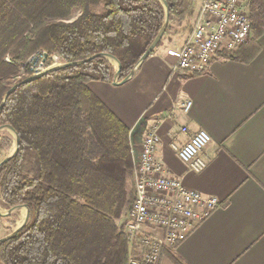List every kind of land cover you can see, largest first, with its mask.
Here are the masks:
<instances>
[{
    "label": "trees",
    "instance_id": "1",
    "mask_svg": "<svg viewBox=\"0 0 264 264\" xmlns=\"http://www.w3.org/2000/svg\"><path fill=\"white\" fill-rule=\"evenodd\" d=\"M166 1L170 19L182 15V0ZM248 13L256 39L232 55L244 62L260 50L264 0H250ZM165 17L160 0H0V105L31 76L25 62L39 50L63 62L111 54L126 77ZM116 69L97 56L24 83L7 98L0 125L13 126L20 143L0 169V200L8 209L27 205L30 219L0 243V264H126L128 243L116 220L135 200L130 128L88 86L112 82ZM13 146L0 136V152Z\"/></svg>",
    "mask_w": 264,
    "mask_h": 264
},
{
    "label": "crops",
    "instance_id": "2",
    "mask_svg": "<svg viewBox=\"0 0 264 264\" xmlns=\"http://www.w3.org/2000/svg\"><path fill=\"white\" fill-rule=\"evenodd\" d=\"M183 1L182 15L169 20L161 44L127 82L88 86L130 128L133 161L156 128L165 167L187 187L220 199L186 240L165 250L160 264H175L174 256L183 264H264V33L250 62L220 54L204 73L174 70L169 50L190 36L203 0ZM200 129L212 137L205 150L211 161L195 172L172 143L183 144Z\"/></svg>",
    "mask_w": 264,
    "mask_h": 264
},
{
    "label": "built area",
    "instance_id": "3",
    "mask_svg": "<svg viewBox=\"0 0 264 264\" xmlns=\"http://www.w3.org/2000/svg\"><path fill=\"white\" fill-rule=\"evenodd\" d=\"M250 0H203L190 36L169 50L176 58L174 70L200 74L207 71L213 58L232 56L251 37L253 22L248 13ZM7 61H11L9 56ZM59 53L45 50L33 53L25 62L31 75L62 64ZM192 100L183 104L185 112ZM188 133V126L181 127ZM156 128L143 138L134 161L135 200L128 212L123 231L128 243L126 264H160L168 248H175L218 207L220 199L187 187L158 157ZM212 137L204 129L192 133L183 143H172L191 170H204L211 157L206 153Z\"/></svg>",
    "mask_w": 264,
    "mask_h": 264
},
{
    "label": "water",
    "instance_id": "4",
    "mask_svg": "<svg viewBox=\"0 0 264 264\" xmlns=\"http://www.w3.org/2000/svg\"><path fill=\"white\" fill-rule=\"evenodd\" d=\"M160 1L163 3V5L165 7V11H166V17H165L164 25L162 26L161 30L159 31V33L157 34L155 39L152 41V43L146 49V51L144 52V54L140 58L139 62L136 64V66L131 70V72L126 77L121 79V63L115 56H113L111 54L101 53V54H96L94 56H91V57H89L87 59H84V60H81V61L63 62L60 65H56V66H52V67L48 68L47 70L43 71L40 74L28 76L27 78L23 79L22 81L17 82L16 84H14L7 91V93H6L5 97H4V100H3V102L0 105V112H1L2 108L4 107V105L6 103V100L9 97V95L13 91H15L20 85H22L24 83H27V82H30V81H33L35 79H38V78H40V77H42V76H44L46 74H49V73H51L53 71H57V70L64 69V68H67V67H70V66H76V65L82 64V63L87 62V61H89V60H91V59H93V58H95L97 56H104V57H106V58H108V59H110V60H112L113 62L116 63L117 69H116V72H115L113 80H112V82L115 85H120V84H123V83L127 82L135 74V72H136L137 68L139 67V65L153 53V51L155 50V48L157 47L159 42L162 40L164 34L166 33V30H167V27H168V24H169V20H170V7H169L168 2L166 0H160ZM5 128H7V129H9V130H11L13 132V134L15 136V146H14V149L12 150V152L10 154H8L0 162V169H1V167L4 164H6L8 161H10L17 154V152L19 150V143H20L19 134L13 128V126H11L10 124L0 125V130L5 129ZM20 208H24L25 211H26L23 221L9 235L1 237L0 238V243H3L6 240H8L9 238L14 237L28 223V221L30 219V209H29V207L27 205L13 206V207L9 208L4 215H10V214L14 213L16 210L20 209ZM0 214H2V213L0 212Z\"/></svg>",
    "mask_w": 264,
    "mask_h": 264
},
{
    "label": "rangeland",
    "instance_id": "5",
    "mask_svg": "<svg viewBox=\"0 0 264 264\" xmlns=\"http://www.w3.org/2000/svg\"><path fill=\"white\" fill-rule=\"evenodd\" d=\"M187 1L188 0H184L183 4ZM100 10H102V8L97 9L96 11H100ZM192 28H193V25H192ZM254 39H256V31L252 30L251 37L245 44L249 43L251 40H254ZM245 44H243V45H245ZM113 63L117 67L116 63L115 62H113ZM24 73H25V70L22 69V74H24ZM0 136L11 138L14 141V146H15V136L11 130H9L7 128L0 130ZM14 146L12 147L11 150H6V151L0 152V162L8 154H10L12 152V150L14 149ZM28 166L29 165H27V167ZM133 184H134V181H133ZM7 210H8V208H6L4 205H2L1 200H0V212L2 213V214H0V238L9 235L23 221V219L25 217L26 211L24 208H20L10 215H4L7 212ZM127 215H128V213L123 214L122 216H120L116 220V223L120 228H121V226L123 227L124 224L126 223V221L128 219Z\"/></svg>",
    "mask_w": 264,
    "mask_h": 264
}]
</instances>
